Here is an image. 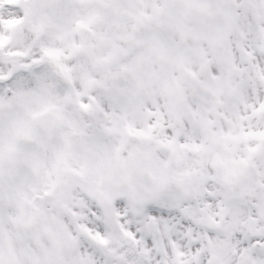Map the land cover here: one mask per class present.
Segmentation results:
<instances>
[{
  "label": "snow or ice",
  "instance_id": "6c2138e0",
  "mask_svg": "<svg viewBox=\"0 0 264 264\" xmlns=\"http://www.w3.org/2000/svg\"><path fill=\"white\" fill-rule=\"evenodd\" d=\"M0 264H264V0H0Z\"/></svg>",
  "mask_w": 264,
  "mask_h": 264
}]
</instances>
